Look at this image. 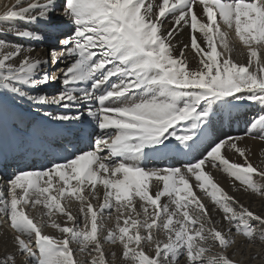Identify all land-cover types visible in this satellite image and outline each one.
Wrapping results in <instances>:
<instances>
[{
    "label": "snow or ice",
    "instance_id": "snow-or-ice-1",
    "mask_svg": "<svg viewBox=\"0 0 264 264\" xmlns=\"http://www.w3.org/2000/svg\"><path fill=\"white\" fill-rule=\"evenodd\" d=\"M243 105L260 109L245 130L217 132ZM248 139L264 143V0L4 5L0 162L9 145L47 150L0 175V264H245L242 246L264 247V211L212 170L264 199Z\"/></svg>",
    "mask_w": 264,
    "mask_h": 264
},
{
    "label": "bare ground",
    "instance_id": "bare-ground-1",
    "mask_svg": "<svg viewBox=\"0 0 264 264\" xmlns=\"http://www.w3.org/2000/svg\"><path fill=\"white\" fill-rule=\"evenodd\" d=\"M12 3H14V0H0V13H2L4 11V5L5 4L11 5ZM4 38L8 39V40L13 39V37H11V36L4 37ZM178 39L182 42H187L189 37H188L187 33H185V34L179 36ZM25 43H27V42H25ZM192 55L193 54L189 53L190 62H191ZM236 59L241 61V62H244L246 60V57L237 55ZM259 111H260V109H259ZM252 114H255V113H250V114H247L246 116H241V117L243 118V120L248 121L249 116ZM217 132L225 133L223 130H221L219 128H217ZM228 134L236 135L235 132L228 133ZM247 145L251 149V151L253 153H255V155L252 157V162L254 163V165H260L261 161L264 160V157L261 156V150L264 149V143H262L260 141H253L251 139H248ZM11 151H13V150L11 148H9V152H11ZM225 151H226V155L228 158L234 159L237 162L243 163L242 159H240L238 156H233V154L231 152H227V150H225ZM4 162H6V161H4ZM9 169L11 170V169H13V167H11ZM212 174H213L214 180L217 181L221 187H223L226 191H229L230 194L236 195L242 203H244L246 206L250 207V210L256 211L257 213L264 211V199H261L259 196L252 194L250 192L244 193L243 191L233 193L232 192L233 185L234 184L238 185L239 182L235 181L234 178L230 177L227 173L223 172L222 169H220V168L213 169ZM0 175H3L5 177V179H7L9 176H11V174H9L6 170H3L2 165H0ZM194 190L197 192V195H200V192L198 189H194ZM205 203L209 206V208L213 207L210 198H205ZM51 229L49 230L48 228H46L45 232L47 234H54L57 236L59 235V233L56 230H51ZM10 234H11L10 228L8 227L7 223H5L3 216L0 215V251L3 250L4 244L6 241L10 245V243H11V235ZM105 247L109 248L111 246L106 245ZM242 250L244 253L243 259L245 260V264H264V247H261L258 245L256 247L249 249L247 247L242 246ZM256 253H259V256L257 259H254V260L249 259V257L251 255L256 254ZM237 258L238 259L242 258L239 253L237 255Z\"/></svg>",
    "mask_w": 264,
    "mask_h": 264
},
{
    "label": "rangeland",
    "instance_id": "rangeland-1",
    "mask_svg": "<svg viewBox=\"0 0 264 264\" xmlns=\"http://www.w3.org/2000/svg\"><path fill=\"white\" fill-rule=\"evenodd\" d=\"M4 223V222H3ZM49 230L51 229V228H48ZM51 230H55V229H51Z\"/></svg>",
    "mask_w": 264,
    "mask_h": 264
}]
</instances>
